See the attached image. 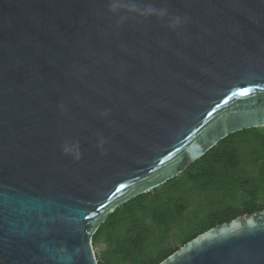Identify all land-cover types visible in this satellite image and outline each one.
Returning <instances> with one entry per match:
<instances>
[{"label": "water", "instance_id": "water-1", "mask_svg": "<svg viewBox=\"0 0 264 264\" xmlns=\"http://www.w3.org/2000/svg\"><path fill=\"white\" fill-rule=\"evenodd\" d=\"M252 127L264 0H0V264H99L113 211ZM159 264H264V209Z\"/></svg>", "mask_w": 264, "mask_h": 264}, {"label": "trees", "instance_id": "trees-1", "mask_svg": "<svg viewBox=\"0 0 264 264\" xmlns=\"http://www.w3.org/2000/svg\"><path fill=\"white\" fill-rule=\"evenodd\" d=\"M262 209L264 127H252L228 135L180 175L119 206L93 244L101 246L99 264H159L210 228Z\"/></svg>", "mask_w": 264, "mask_h": 264}, {"label": "clouds", "instance_id": "clouds-1", "mask_svg": "<svg viewBox=\"0 0 264 264\" xmlns=\"http://www.w3.org/2000/svg\"><path fill=\"white\" fill-rule=\"evenodd\" d=\"M161 15H164L163 11L161 12ZM178 22H179V18H177V23ZM103 143H104V141L101 140L99 146L102 147ZM62 151L65 154H71L75 160H79L80 157H81V153H80V148H79V143L78 142L72 143V142L66 141L65 145L62 148Z\"/></svg>", "mask_w": 264, "mask_h": 264}, {"label": "rangeland", "instance_id": "rangeland-1", "mask_svg": "<svg viewBox=\"0 0 264 264\" xmlns=\"http://www.w3.org/2000/svg\"><path fill=\"white\" fill-rule=\"evenodd\" d=\"M192 209L196 207V203H193L191 206H190ZM189 207V208H190ZM101 249V246H98L97 248H95V250H100Z\"/></svg>", "mask_w": 264, "mask_h": 264}]
</instances>
